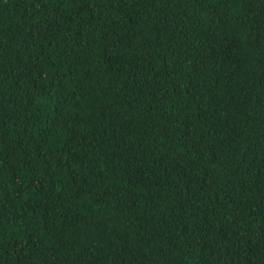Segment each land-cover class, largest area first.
Here are the masks:
<instances>
[{
	"label": "trees",
	"instance_id": "obj_1",
	"mask_svg": "<svg viewBox=\"0 0 264 264\" xmlns=\"http://www.w3.org/2000/svg\"><path fill=\"white\" fill-rule=\"evenodd\" d=\"M0 264H264V0H0Z\"/></svg>",
	"mask_w": 264,
	"mask_h": 264
}]
</instances>
